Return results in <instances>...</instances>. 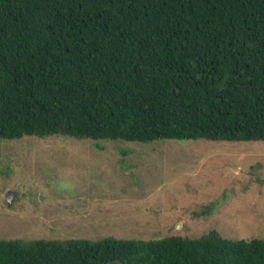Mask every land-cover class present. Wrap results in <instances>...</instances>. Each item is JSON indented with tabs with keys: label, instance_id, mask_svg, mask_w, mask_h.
Returning a JSON list of instances; mask_svg holds the SVG:
<instances>
[{
	"label": "trees",
	"instance_id": "obj_1",
	"mask_svg": "<svg viewBox=\"0 0 264 264\" xmlns=\"http://www.w3.org/2000/svg\"><path fill=\"white\" fill-rule=\"evenodd\" d=\"M53 136L264 142V0H0V140ZM0 264H264V238L0 239Z\"/></svg>",
	"mask_w": 264,
	"mask_h": 264
},
{
	"label": "rangeland",
	"instance_id": "obj_2",
	"mask_svg": "<svg viewBox=\"0 0 264 264\" xmlns=\"http://www.w3.org/2000/svg\"><path fill=\"white\" fill-rule=\"evenodd\" d=\"M213 229L264 238V142L0 140L1 240L199 238Z\"/></svg>",
	"mask_w": 264,
	"mask_h": 264
},
{
	"label": "water",
	"instance_id": "obj_3",
	"mask_svg": "<svg viewBox=\"0 0 264 264\" xmlns=\"http://www.w3.org/2000/svg\"><path fill=\"white\" fill-rule=\"evenodd\" d=\"M11 195H12V192H8V193H6V195H5V197H6V202H7L8 205H9V203H10V197H11Z\"/></svg>",
	"mask_w": 264,
	"mask_h": 264
}]
</instances>
